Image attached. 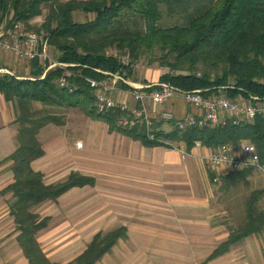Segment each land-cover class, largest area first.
I'll return each instance as SVG.
<instances>
[{"label":"trees","instance_id":"obj_1","mask_svg":"<svg viewBox=\"0 0 264 264\" xmlns=\"http://www.w3.org/2000/svg\"><path fill=\"white\" fill-rule=\"evenodd\" d=\"M43 10H47L43 23L33 29L31 22ZM76 12L93 15V20L75 22ZM163 15L182 24L163 29L159 26ZM5 20L9 26L20 23L30 31H44L49 46L58 54L57 62L65 65L47 72L43 79H39L44 68L38 60L30 62L33 80L0 75V93L14 107L18 125L17 148L4 160L12 162L14 182L0 195L12 194L9 213L28 264H55L47 259L37 241L48 220L35 214L34 208L55 201L73 187L94 183L72 174L64 183L46 186L43 176L31 169V163L44 154L37 140L39 131L50 123L61 124L51 115L40 116L33 108L35 103L80 108L86 116L107 124L111 132L121 133L145 147L171 149L174 144H181L186 153L200 146L213 154L227 147L239 150L249 144L256 149L259 165L264 167V118L185 130L172 127V123L169 133L156 132L151 141L143 125L133 130L115 127L116 119L123 116L120 111L97 113L93 89L86 82H101L111 73L131 80L142 51L151 53L158 49L164 54L161 66L170 71L161 76L159 83L182 92L199 90L205 97L222 94L230 101L264 103V0H0V25ZM109 50L117 55L109 54ZM121 56H126L128 63H123ZM200 64L215 71L214 77L209 71H199ZM62 78L68 83L67 88L58 86ZM117 88L132 91L123 83ZM153 123L158 130L164 122ZM252 171L257 170L231 171L218 179L210 174V179L212 183L221 181L228 188L244 181ZM262 195L264 190L251 194L245 204L244 223L229 230L227 242L208 260L227 253L246 238L264 233V208L258 206ZM125 233V228H118L97 234L86 250L67 264H96Z\"/></svg>","mask_w":264,"mask_h":264},{"label":"crops","instance_id":"obj_2","mask_svg":"<svg viewBox=\"0 0 264 264\" xmlns=\"http://www.w3.org/2000/svg\"><path fill=\"white\" fill-rule=\"evenodd\" d=\"M55 55L51 49L57 62ZM37 62L44 68L42 61ZM31 71L30 63L0 52V75L33 80ZM143 75L144 83L139 85L127 80L132 87L160 84L162 74L146 71ZM115 97L130 109L137 107L126 90ZM146 106L154 122L160 121L161 113L182 119L194 112L181 97L172 98L159 111L149 100ZM66 110L64 125H49L39 131L37 140L44 154L31 163V169L43 176L46 186L64 183L72 174L94 183L73 187L55 201L34 208L35 214L48 220L57 247L68 248L67 259H61L59 252L47 256L40 246L51 263L67 264L82 254L97 234L125 228V236L96 264H264V238L260 236L246 238L208 260L229 237L213 203L216 187L210 174L218 179L231 172L209 167V149L196 146L186 153L183 148L145 147L111 132L107 124L86 116L80 108ZM16 118L14 107L0 93V192L14 182L12 162L4 160L18 145ZM12 202L11 193L0 195V264H28L9 213ZM10 222L15 226L14 236H10Z\"/></svg>","mask_w":264,"mask_h":264},{"label":"built area","instance_id":"obj_3","mask_svg":"<svg viewBox=\"0 0 264 264\" xmlns=\"http://www.w3.org/2000/svg\"><path fill=\"white\" fill-rule=\"evenodd\" d=\"M51 49L48 38L42 30L30 31L20 23H13L9 27L0 25V52L11 54L27 63L35 60L42 61L44 73L40 79L55 68L65 67L52 59ZM86 82L93 89L97 113L120 111L123 116L116 119L115 127L121 130H133L143 125L146 128L147 138L151 141L155 139L156 131L153 130V117L148 113L146 100H149L153 108L159 111L158 109L172 98L181 97L194 110L182 119H176L169 112L161 113L160 120L171 129L172 127L179 130L215 128L228 123L238 125L241 122H253L257 117L264 118V103L230 101L223 96L205 97L202 91L182 92L165 83L157 84L156 87H132L128 80L118 73L109 74L108 78L101 82L93 80H86ZM119 83L131 86L132 91L126 92L130 93L137 103L135 109H130L123 101L116 99L115 94L123 92L117 88ZM58 86L67 88L68 83L62 78L58 81ZM142 89H146L148 93H143ZM170 124L173 126L171 127ZM244 146L251 147L253 151L243 149ZM77 147L81 148L82 144H77ZM242 147L239 150L227 147L209 155L207 159L209 167L213 170L224 167L230 171L246 168L264 171V167L259 165L256 149L249 144Z\"/></svg>","mask_w":264,"mask_h":264},{"label":"rangeland","instance_id":"obj_4","mask_svg":"<svg viewBox=\"0 0 264 264\" xmlns=\"http://www.w3.org/2000/svg\"><path fill=\"white\" fill-rule=\"evenodd\" d=\"M47 15V10H43L42 14L40 17L36 18V21H32V28L34 29L36 26L40 25L43 23L44 18ZM93 15H85L82 12H76L74 13V21L75 22H80L84 23L90 20H93ZM7 21L5 20L4 25H8L6 23ZM182 24V22H179L177 19L170 18L167 15L162 16V20L159 23V26L164 28L172 27L174 24ZM9 26V25H8ZM109 54L111 55H117V52L114 50H109ZM163 53L159 51L158 49L152 50L151 53L145 52L144 50L141 53V56L135 65L132 73V78H131V83L132 84H142L144 83V80L142 81V77H145L142 74L146 71H156L157 73L160 74H165L169 73L168 69L162 67V61L163 60ZM54 56L55 51H54ZM54 58V59H55ZM121 61L124 63H128V59H126V56H121ZM199 71H209L211 76L214 77L215 71H211L209 69H205L204 65H198ZM223 96L222 94H220ZM224 97V96H223ZM226 98V97H225ZM246 101V100H242ZM33 108L35 111L40 113V116L44 115H51L57 122H61V125L58 123H50L47 124L46 126L49 125H54V126H62L65 123L66 119V112L67 110L65 108H55V107H49V106H42L39 104H34ZM166 124V123H163ZM154 125V123H153ZM163 126V125H162ZM154 127V126H153ZM44 128V127H43ZM46 128V127H45ZM156 132L162 133V134H167L171 131V128L168 127H160L158 130L154 127L153 129ZM174 148H178L179 146H182L184 149V146L181 144H174ZM215 184L216 187V195L215 198L213 199V203L215 204V208L219 210L220 213V224L223 226L224 231L229 233L231 229H235L242 225L244 223L245 219V204L250 198L251 194L255 191H260L264 190V171H252L251 174L247 176V178L244 181H241L240 183L236 185H231L228 188L223 187V183L221 181H218ZM4 204H8L6 200H3ZM258 206L260 208H264V195H262L261 199L259 200ZM3 226L6 227V223L3 224ZM10 236H14L16 234L15 226L12 222H10ZM6 229V228H5ZM4 234H8V231L5 230ZM51 231L50 227H47L46 230L41 231L37 235V241L40 244V246L43 248L45 254L47 256L52 255L53 253L59 252V255H61V259L66 258L68 249L66 245L64 246H59L54 243V239L51 238ZM260 237L264 238V233L260 235ZM80 245L76 247V250L79 251ZM73 255V254H72Z\"/></svg>","mask_w":264,"mask_h":264},{"label":"clouds","instance_id":"obj_5","mask_svg":"<svg viewBox=\"0 0 264 264\" xmlns=\"http://www.w3.org/2000/svg\"><path fill=\"white\" fill-rule=\"evenodd\" d=\"M243 149H245V150H247V151H253V149L251 148V147H248V146H244V147H242Z\"/></svg>","mask_w":264,"mask_h":264}]
</instances>
